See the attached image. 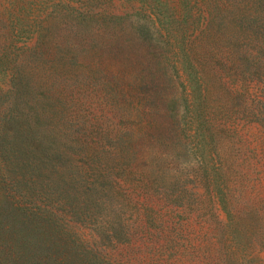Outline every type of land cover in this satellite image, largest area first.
<instances>
[{
    "label": "rangeland",
    "instance_id": "obj_1",
    "mask_svg": "<svg viewBox=\"0 0 264 264\" xmlns=\"http://www.w3.org/2000/svg\"><path fill=\"white\" fill-rule=\"evenodd\" d=\"M11 2L36 23L32 39L24 38L28 46L53 53L73 44L107 79L119 77L135 162L120 179L128 189L125 201L117 198L123 210L115 208L128 224L121 238L104 229V208L74 186L71 164L50 165L44 176L28 172L37 191L31 183L11 186L0 163V264H264V127L236 120L233 100L214 76V139L206 140L197 126L180 134L169 112L147 107L142 89L151 69L169 94L185 92L191 68L183 53L202 28L201 0H0V8ZM60 2L97 15L75 22L77 35L55 8ZM194 25L200 27L195 32ZM147 28L153 45L141 37ZM117 29L118 51L112 45ZM169 33L181 53V79L160 56L171 50L161 36ZM190 89L198 92V84ZM205 162L212 184L201 175ZM60 178L68 184L56 185ZM214 187L223 191L225 206L220 194L212 201Z\"/></svg>",
    "mask_w": 264,
    "mask_h": 264
},
{
    "label": "trees",
    "instance_id": "obj_2",
    "mask_svg": "<svg viewBox=\"0 0 264 264\" xmlns=\"http://www.w3.org/2000/svg\"><path fill=\"white\" fill-rule=\"evenodd\" d=\"M201 2L202 28L187 39L183 53L191 68L185 72V92L169 94L167 84L150 69L142 83L147 107L169 112L180 134L197 126L206 140L214 139L217 123L209 88L214 76L233 100L236 120L264 127V0ZM55 8L64 12L68 28L77 35L82 32L75 22L84 23L97 15L91 8L80 10L61 2ZM0 23V163L5 179L15 189L32 185L38 191L28 172L44 176L50 165L71 164L78 175L74 186L84 188L87 198L104 208V229L121 238L128 224L115 208L123 210L117 198L125 201L128 189L120 179L135 162L130 152L132 132L124 116L122 81L119 77L107 79L102 71L81 60L79 48L73 44L58 46L53 53L39 45L28 46L24 38L32 39L36 23L23 18L16 2L0 8ZM199 28L194 25L193 32ZM119 32H114L112 42L117 51L121 46ZM161 36L163 41L168 39L172 55L170 50L160 56L181 79V53L170 41V33L166 39ZM141 37L153 45L149 28L141 31ZM194 81L198 92L190 89ZM201 175L208 184L215 180L206 162ZM67 184L64 178L56 183L59 187ZM215 190L211 189L215 194L212 201L220 194L225 206L223 191Z\"/></svg>",
    "mask_w": 264,
    "mask_h": 264
}]
</instances>
